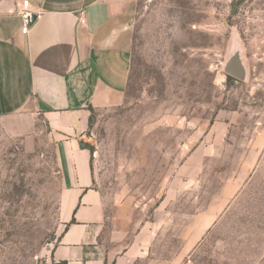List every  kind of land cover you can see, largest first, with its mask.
Returning <instances> with one entry per match:
<instances>
[{"label":"rangeland","instance_id":"374dc122","mask_svg":"<svg viewBox=\"0 0 264 264\" xmlns=\"http://www.w3.org/2000/svg\"><path fill=\"white\" fill-rule=\"evenodd\" d=\"M133 14L122 103L88 126L0 117V264H53L73 185L62 144L90 150L92 186L146 227L130 264H264V0H122ZM245 79L224 65L235 49ZM80 146V145H79Z\"/></svg>","mask_w":264,"mask_h":264},{"label":"crops","instance_id":"0c3cea01","mask_svg":"<svg viewBox=\"0 0 264 264\" xmlns=\"http://www.w3.org/2000/svg\"><path fill=\"white\" fill-rule=\"evenodd\" d=\"M28 12L37 15L31 24ZM132 20L122 0H29L28 7L0 0V117L43 118L61 133L84 131L91 108L125 98ZM79 145L62 144L75 178L62 200L64 230L50 262L130 264L143 256L146 227L134 229L123 206L109 207L92 186L90 150Z\"/></svg>","mask_w":264,"mask_h":264},{"label":"water","instance_id":"95a60500","mask_svg":"<svg viewBox=\"0 0 264 264\" xmlns=\"http://www.w3.org/2000/svg\"><path fill=\"white\" fill-rule=\"evenodd\" d=\"M37 18V15L34 13H26L25 19L28 24L34 22ZM224 70L227 74L237 77L239 79H245L247 74L246 65L243 61L240 50L235 49L230 55L229 59L226 61L224 65ZM80 145L83 148L93 149L94 146L91 145L88 141L81 140Z\"/></svg>","mask_w":264,"mask_h":264},{"label":"built area","instance_id":"2783aa9c","mask_svg":"<svg viewBox=\"0 0 264 264\" xmlns=\"http://www.w3.org/2000/svg\"><path fill=\"white\" fill-rule=\"evenodd\" d=\"M28 5H29V0H24V7H28ZM27 29H28V27H27V25H25L22 30H23V32H26Z\"/></svg>","mask_w":264,"mask_h":264},{"label":"trees","instance_id":"16d2710c","mask_svg":"<svg viewBox=\"0 0 264 264\" xmlns=\"http://www.w3.org/2000/svg\"><path fill=\"white\" fill-rule=\"evenodd\" d=\"M57 264H67V262H65V261H61V262H59V263H57Z\"/></svg>","mask_w":264,"mask_h":264}]
</instances>
